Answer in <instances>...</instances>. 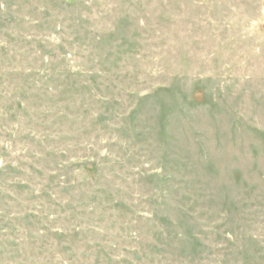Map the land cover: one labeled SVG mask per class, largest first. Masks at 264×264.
Returning <instances> with one entry per match:
<instances>
[{
	"label": "rangeland",
	"instance_id": "374dc122",
	"mask_svg": "<svg viewBox=\"0 0 264 264\" xmlns=\"http://www.w3.org/2000/svg\"><path fill=\"white\" fill-rule=\"evenodd\" d=\"M0 264H264V0H0Z\"/></svg>",
	"mask_w": 264,
	"mask_h": 264
}]
</instances>
